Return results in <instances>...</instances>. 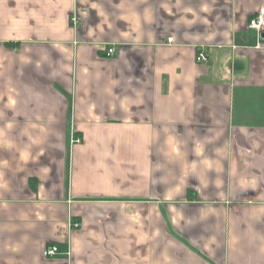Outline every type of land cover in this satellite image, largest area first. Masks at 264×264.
<instances>
[{
  "label": "crops",
  "instance_id": "1",
  "mask_svg": "<svg viewBox=\"0 0 264 264\" xmlns=\"http://www.w3.org/2000/svg\"><path fill=\"white\" fill-rule=\"evenodd\" d=\"M263 5L0 0V264H264Z\"/></svg>",
  "mask_w": 264,
  "mask_h": 264
},
{
  "label": "built area",
  "instance_id": "2",
  "mask_svg": "<svg viewBox=\"0 0 264 264\" xmlns=\"http://www.w3.org/2000/svg\"><path fill=\"white\" fill-rule=\"evenodd\" d=\"M72 23H75L76 17L72 16ZM248 28L254 30L259 34L264 33V5L261 6L249 19ZM114 52V49L110 47L107 49V53L110 55ZM196 61L198 63H205L207 61V53L204 49H199L196 54ZM74 143L79 142V138L74 137ZM72 227H78L77 222H71ZM58 252V247L56 245H46L42 250V255L44 257L54 256Z\"/></svg>",
  "mask_w": 264,
  "mask_h": 264
},
{
  "label": "trees",
  "instance_id": "3",
  "mask_svg": "<svg viewBox=\"0 0 264 264\" xmlns=\"http://www.w3.org/2000/svg\"><path fill=\"white\" fill-rule=\"evenodd\" d=\"M29 181H30V183H31V186H32V187H34V182H35V179H33V178H30V180H29Z\"/></svg>",
  "mask_w": 264,
  "mask_h": 264
}]
</instances>
